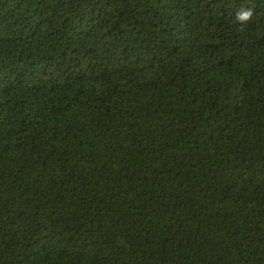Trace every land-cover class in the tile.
I'll list each match as a JSON object with an SVG mask.
<instances>
[{
  "label": "trees",
  "instance_id": "16d2710c",
  "mask_svg": "<svg viewBox=\"0 0 264 264\" xmlns=\"http://www.w3.org/2000/svg\"><path fill=\"white\" fill-rule=\"evenodd\" d=\"M0 264H264V0H0Z\"/></svg>",
  "mask_w": 264,
  "mask_h": 264
},
{
  "label": "clouds",
  "instance_id": "9594fccd",
  "mask_svg": "<svg viewBox=\"0 0 264 264\" xmlns=\"http://www.w3.org/2000/svg\"><path fill=\"white\" fill-rule=\"evenodd\" d=\"M252 15H253V11L250 7L249 8L241 7L236 12L235 20L239 22L241 25H243L251 19Z\"/></svg>",
  "mask_w": 264,
  "mask_h": 264
}]
</instances>
